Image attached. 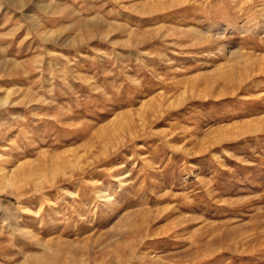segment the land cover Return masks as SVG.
Wrapping results in <instances>:
<instances>
[{"label": "rangeland", "instance_id": "rangeland-1", "mask_svg": "<svg viewBox=\"0 0 264 264\" xmlns=\"http://www.w3.org/2000/svg\"><path fill=\"white\" fill-rule=\"evenodd\" d=\"M0 264H264V0H0Z\"/></svg>", "mask_w": 264, "mask_h": 264}, {"label": "bare ground", "instance_id": "bare-ground-1", "mask_svg": "<svg viewBox=\"0 0 264 264\" xmlns=\"http://www.w3.org/2000/svg\"><path fill=\"white\" fill-rule=\"evenodd\" d=\"M142 222H143V221H142ZM133 224H134V223H133ZM133 224H132V225H133ZM139 225H140V224H139Z\"/></svg>", "mask_w": 264, "mask_h": 264}]
</instances>
